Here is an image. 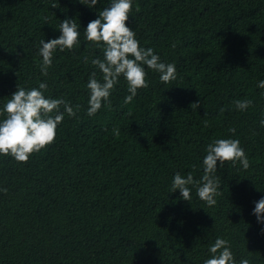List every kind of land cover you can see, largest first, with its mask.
<instances>
[{"label": "trees", "instance_id": "trees-1", "mask_svg": "<svg viewBox=\"0 0 264 264\" xmlns=\"http://www.w3.org/2000/svg\"><path fill=\"white\" fill-rule=\"evenodd\" d=\"M105 6L0 0V104L16 84L46 81V95L81 105L26 162L0 155V264H202L217 236L236 259L264 264V224L252 214L264 196V0H134L126 24L176 64L177 79L165 84L149 71L129 104L121 80L110 104L88 117L93 67L83 60L101 49L81 37L54 54L46 77L37 49L65 17L83 28ZM237 99L252 104L238 111ZM227 137L239 139L249 167H218L214 206L194 190L189 202L170 193L174 172L198 180L205 146Z\"/></svg>", "mask_w": 264, "mask_h": 264}, {"label": "clouds", "instance_id": "clouds-1", "mask_svg": "<svg viewBox=\"0 0 264 264\" xmlns=\"http://www.w3.org/2000/svg\"><path fill=\"white\" fill-rule=\"evenodd\" d=\"M78 2L95 9L100 0ZM133 4L134 0H107V6L96 12V18L89 20L83 28L74 18L65 17L58 25V36L39 40V68L45 77L53 64L54 54L80 45L81 37L84 41L92 42L93 47L101 49L102 56H85L83 60L93 67L85 84L87 107L84 111L88 117L97 114L102 106L110 104V96L121 80L126 84L127 92L123 102L129 104L139 89L148 86L146 77L149 71L158 74L159 81L165 84L177 79L176 64L165 62L152 47L141 45L135 30L126 24L131 17ZM52 7L55 8V5ZM257 87L264 89V79L257 82ZM47 89L46 81L38 82L35 87L16 84L15 91L0 104V155L26 162L33 153L53 143L65 115L79 118L80 104H73L62 96L54 98L46 95ZM233 103L236 110L244 111L252 104V100L237 99ZM190 106L197 108L198 103ZM259 123L264 127V118ZM228 131L235 133L236 130L229 128ZM225 162H230L232 166L238 163L242 169L249 167L248 157L239 139L227 137L209 142L199 164L202 171L199 179H194L191 172H174L170 193L178 190L180 198L189 202L194 190L199 200L209 207L214 206L216 197L221 193L218 167L222 169ZM252 214L258 224H264V196L255 201ZM202 264H250V261L243 257L236 259L230 241L217 236L208 244L207 257Z\"/></svg>", "mask_w": 264, "mask_h": 264}]
</instances>
